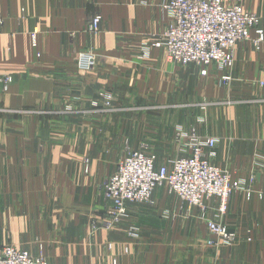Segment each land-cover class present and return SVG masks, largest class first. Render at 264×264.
<instances>
[{"label":"crops","instance_id":"0c3cea01","mask_svg":"<svg viewBox=\"0 0 264 264\" xmlns=\"http://www.w3.org/2000/svg\"><path fill=\"white\" fill-rule=\"evenodd\" d=\"M165 1L0 0V75L14 77L7 90L0 83V247L36 253L59 233L54 264H264V47L237 45L230 85L215 65L201 76L174 64L153 44L170 20ZM242 5L264 15V0ZM97 13L100 32H87ZM87 48L99 61L84 73L76 55ZM105 91L111 107L102 106ZM180 126L218 136L214 161L244 184L222 217L237 231L232 247L208 245L199 209L187 214L166 185L153 203H129L124 219L105 225L99 184L141 143L159 161L175 158L164 136ZM207 204L214 214L218 201Z\"/></svg>","mask_w":264,"mask_h":264},{"label":"built area","instance_id":"2783aa9c","mask_svg":"<svg viewBox=\"0 0 264 264\" xmlns=\"http://www.w3.org/2000/svg\"><path fill=\"white\" fill-rule=\"evenodd\" d=\"M162 5L172 23L153 44L164 48L169 61L202 66V74L205 76L209 74L211 65L220 69L233 66V47L237 42L252 40L257 48L264 47L262 19L254 13L245 12L238 5H226L223 0H166ZM101 21V14L94 15L87 25V32H100ZM2 23L3 19L0 17V29ZM33 40L36 42L34 34ZM81 52L77 58L78 67L93 68L97 55L91 50ZM231 79L230 74H225L221 81L228 85ZM2 80H5V89L13 78L6 74ZM105 103L110 104L109 101ZM219 140L216 137H200L195 133L190 143L193 154L176 159L169 165H158L156 156L142 152L130 153L104 185L105 198L115 206L106 227L109 229L124 219L127 204L152 203L155 190L166 185L170 192L179 197L187 214L192 213L195 208L199 209L200 217L212 235L207 240L209 245L232 246L238 238L237 231L230 230L222 217L227 212L231 194L243 188L244 184L241 180L233 181L227 169L218 168L207 161V151L214 156ZM209 199L218 201L212 215L208 213ZM247 232L248 240H252L251 230ZM127 235L138 238L139 229L133 225L128 226ZM0 264L48 263L34 259L26 251L5 246L0 248Z\"/></svg>","mask_w":264,"mask_h":264},{"label":"rangeland","instance_id":"374dc122","mask_svg":"<svg viewBox=\"0 0 264 264\" xmlns=\"http://www.w3.org/2000/svg\"><path fill=\"white\" fill-rule=\"evenodd\" d=\"M224 1V3L226 4V5H230V6H235V5H238L239 7H241L245 12H250V13H254V14H256L259 18H261L262 20H261V23H264V15H259L258 13H256V12H254V11H250V10H247L243 5H242V0H236V1H234L233 3H226L225 2V0H223ZM163 4V3H162ZM170 23H172V19H170L169 20V22H168V25L165 27V29H164V31L161 33V35H160V37L158 38V39H160L161 38V36L165 33V31L167 30V28H168V26H169V24ZM260 25V24H259ZM253 35H255L254 34V30H253ZM158 40H156L155 42H157ZM247 42H250L252 45L254 44V42L252 41V40H250V41H246V42H237L235 45H234V62H235V50H236V47H237V45L238 44H240V43H247ZM257 50H259V48H257L255 45H253ZM262 48V47H261ZM260 48V49H261ZM85 50H91V51H93L92 53L96 56L97 55V51H95V49H93V48H87V49H81L78 53H77V55H76V64H77V66H78V63H77V58L78 57H80V54L82 53L81 51H85ZM81 52V53H80ZM88 54H90V52H88ZM166 54V53H165ZM166 58H167V56H166ZM168 60V59H167ZM98 55L96 56V58H95V63H94V66H93V68H91V69H81V68H79L82 72H84V73H88V72H91V71H93L96 67H97V65H98ZM169 61V60H168ZM170 62H172V61H170ZM172 63H174V64H179V63H176V62H172ZM179 65H182V66H187V64L186 65H183V64H179ZM188 65H192V66H195L197 69H198V71H199V73H200V75L201 76H205V75H203L202 74V69H203V67L202 66H198V65H196V64H188ZM234 65V64H233ZM232 68V67H231ZM231 68H228V69H220V68H218L217 66H216V69L218 70V71H222V75H221V77H220V81H221V79H222V76L223 75H225V74H230L231 76H232V74L229 72V69H231ZM6 74H8V73H5V74H3V75H0V83H1V85H2V88L4 89V83H5V80H2V78L4 77V75H6ZM8 75H11V74H8ZM12 76V75H11ZM12 78H13V81H14V77L12 76ZM232 78H233V76H232ZM232 81H233V79H231ZM13 81L10 83V84H7V88H5L4 90H7L9 87H10V85L13 83ZM231 81V82H232ZM222 82V81H221ZM222 84L223 85H226V84H224L223 82H222ZM228 85H230V83L228 84ZM103 97H104V104L102 105V106H105V107H111L113 104V93L112 92H110V91H105L104 93H103ZM105 101H109L110 102V104L109 105H107L106 103H105ZM198 107V106H197ZM200 109H202L201 107H200ZM203 111H204V113H205V109H203ZM200 120H202V118H200ZM150 124V123H149ZM154 126V125H153ZM155 128L154 127H150L149 128V131L151 130V131H155L154 130ZM198 130H196V128H194V127H190L189 129H185L183 126H180L179 128L177 127V129H176V132L173 134V136H169L168 137V135H166L165 134V136H164V138H165V143L167 144V145H171V143H176V147H175V149H177V155H176V157L175 158H168V159H166V160H163V161H161V159H160V161H159V156H158V153H157V151L154 149L155 147H152L151 145H149L148 143H141V145L140 146H138V148H136V149H133V148H129V149H126L125 150V154L122 156V157H120L119 158V160L117 161V164H116V168H115V170L117 169V167H118V165L121 163V161L122 160H124L130 153H134V152H142V153H144V154H146V155H151V156H156V159H157V164L158 165H169L170 163H172L174 160H176V159H179V158H183V157H188V156H191L192 154H193V150H192V146L190 145V143H191V141H192V138H193V135H195V133L198 135V136H200V137H216V138H218V136H216V135H206V136H201V135H199V133L197 132ZM168 139H170V140H168ZM220 139V138H219ZM215 150V149H214ZM207 161L209 162V163H211L212 165H214V166H216V167H218L219 165L214 161V157L212 156V155H210V153L207 151ZM205 159V158H204ZM206 160V159H205ZM86 162L88 163V164H86L85 165V172H89V170H90V166H89V159H86ZM220 167V166H219ZM218 167V168H219ZM115 170L110 174V175H108V176H106L105 178H104V180L99 184V189H100V191H101V193H102V195H103V199H104V201H105V204H103L104 206L106 205L107 207L109 206V209L106 207L105 209H106V213H112L114 210H115V206H113V205H111V203H110V201H109V199L108 198H105V196H104V185H105V182H106V180H107V178L108 177H110L114 172H115ZM247 188H249L250 189V186L248 187V185H247ZM251 190V189H250ZM264 193V192H263ZM153 203V202H152ZM209 206V205H208ZM216 208H217V206H216ZM108 215V214H107ZM110 218H112L111 216H110ZM99 221V220H98ZM106 221H108V220H106ZM97 223V222H96ZM119 223V222H118ZM225 223V222H224ZM94 224V226H96V224L95 223H93ZM131 225H133V226H135L134 224H129L128 226H131ZM227 225V224H226ZM128 226H127V229H128ZM136 227V226H135ZM229 228V227H228ZM230 229V228H229ZM230 230H233V229H230ZM233 231H236V230H233ZM248 233V232H247ZM136 239V238H135ZM247 239H248V237H247ZM52 242H51V244L50 245H48V246H45V244H42V243H40V245L37 247V249H38V251L36 252V253H34L32 250H28V249H25V248H20V247H18V246H16V245H14L13 243H6L5 245H3L2 247H5V246H12V247H15L16 249H18V250H22V251H26V252H28L34 259H36V260H40V261H45V262H47L48 264H54V262H52L51 261V259H50V256H51V249H53L54 251H56L57 250V248L59 247L58 246V243H60L61 244V241H60V234L59 233H53V235H52V240H51ZM235 244V243H234ZM233 244V245H234ZM209 245V244H208ZM232 245V246H233ZM211 246V245H210ZM213 246V245H212ZM219 246V245H218ZM232 246H230V247H232ZM2 247H0V248H2ZM216 247V246H215ZM50 252V253H49ZM87 264H97V262L95 261V260H92V261H89Z\"/></svg>","mask_w":264,"mask_h":264}]
</instances>
